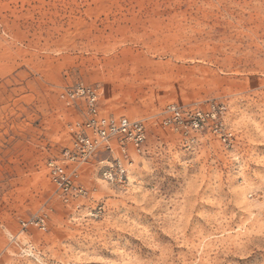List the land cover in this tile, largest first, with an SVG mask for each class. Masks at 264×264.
Listing matches in <instances>:
<instances>
[{
  "label": "rangeland",
  "instance_id": "rangeland-1",
  "mask_svg": "<svg viewBox=\"0 0 264 264\" xmlns=\"http://www.w3.org/2000/svg\"><path fill=\"white\" fill-rule=\"evenodd\" d=\"M76 82L147 139L124 183L99 153L66 204L46 162L84 119ZM169 103L223 104L231 144L185 147ZM0 264H264V0H0Z\"/></svg>",
  "mask_w": 264,
  "mask_h": 264
},
{
  "label": "built area",
  "instance_id": "built-area-1",
  "mask_svg": "<svg viewBox=\"0 0 264 264\" xmlns=\"http://www.w3.org/2000/svg\"><path fill=\"white\" fill-rule=\"evenodd\" d=\"M61 97L69 104L81 101L85 115L76 125L71 145L64 148L58 158L48 160L46 169L63 202L78 203L91 194L89 187L81 181L83 165L91 163L99 153H105L106 157L98 162L100 177L106 182L124 183L135 156L144 150L147 131L141 120L104 114L99 107L97 86L76 82L64 90ZM224 112L223 104L212 103L203 111L198 108L183 110L169 103L162 109L161 124L177 133L182 145L188 148L209 126L225 145H230L233 132L222 127L220 121ZM35 222L44 228L43 217ZM21 224L25 226L27 222L21 221Z\"/></svg>",
  "mask_w": 264,
  "mask_h": 264
}]
</instances>
